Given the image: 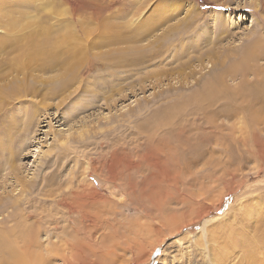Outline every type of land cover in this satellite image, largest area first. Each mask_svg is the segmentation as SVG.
<instances>
[{"label":"rangeland","instance_id":"1","mask_svg":"<svg viewBox=\"0 0 264 264\" xmlns=\"http://www.w3.org/2000/svg\"><path fill=\"white\" fill-rule=\"evenodd\" d=\"M211 48L215 71L195 58ZM256 50L264 0H0V202L88 196L91 238L61 220L66 240L40 237L48 264H140L158 246L157 264H264ZM50 209L68 212L29 211Z\"/></svg>","mask_w":264,"mask_h":264},{"label":"bare ground","instance_id":"2","mask_svg":"<svg viewBox=\"0 0 264 264\" xmlns=\"http://www.w3.org/2000/svg\"><path fill=\"white\" fill-rule=\"evenodd\" d=\"M198 48H199V46H198ZM256 51L251 55L252 59H253V57H259V56L264 57L263 51H259V50L257 52ZM184 54H185V52H183L181 55H184ZM220 57L221 56L218 54V52L216 50H214L213 48H211V49H208L206 52L202 51L195 58H197L198 62L200 61L203 64H204L203 61H205V59H206V61L207 60L208 61L213 60V63L211 65V69H213V71H215L218 68L219 64H220L219 65L220 67H222V65H223ZM222 57H224L223 61H224V59L227 58L224 56V54H222ZM57 65H58L57 63H53L49 67L53 68V67H56ZM247 65H250L249 61H245V62L242 61L241 66L243 68L241 70V73H242L243 77H245V75L251 74L252 69L254 68L253 66H247ZM47 67L48 66L45 65V66H43L42 69H45ZM184 67H186V66L184 65ZM180 69L183 70V66H181ZM257 70L254 68V72H252V73H255V83L253 85L256 86V88H262L261 91H263L264 90V71H263L262 67L261 68L257 67ZM234 73H236V71L234 69H231L230 67H229V69L225 68L223 70V73H222V81H220V83H219L218 80H216L217 83L214 81H212L210 83V85L207 87V93L211 95L209 97V99H211L212 101L213 100L216 101V98H218L219 95L221 93H223V91L226 87L225 79L227 78L228 75H230V74L232 75ZM248 85L251 86L250 82L246 81V79H244L243 84H242V86H243L242 88H245ZM220 86L222 87L223 91L218 90L220 88ZM219 91H221V92H219ZM224 93H225V91H224ZM197 105H198V102H197ZM199 105H201V104H199ZM208 106H211V105H208ZM255 117L257 119L259 118L256 115H255ZM256 118L253 119L254 122H255V120H257ZM197 161H198V156L194 155V158L192 159L191 162L196 163ZM20 185L23 187L22 193H26L27 191H26L25 185L24 184L22 185V183ZM35 187H37L36 184L32 185L29 190L31 191ZM87 199H88V196L86 194H82V193L74 194V192H71V193L63 194L57 200H52V201L50 200V202H48V204H47L46 200L39 198V196H33V195H28V194H26L24 196V198L13 199V198L9 197V198H7L6 201L0 202V215L5 216V214H7V216H5V217L0 216V253L5 258L9 259V260H7V263L8 264H48L51 261L50 258L47 259V257L46 258L43 257V255L40 253V249H41V251H45V248L43 247V244L40 240V237L43 240H45V239L51 240V238H54V237L59 239V240H66L67 237L70 236L69 231L66 230L64 232L62 231L61 233H57L55 231V229L52 228L53 225L59 224L61 220H62V222H63V220H68L69 222L70 221L75 222V224L78 223L76 226V228H78V230H76L74 228L75 234H72L71 236L78 239L77 241H79L80 243H82L81 242V240H82L81 235H83V238L90 239L92 236V233L88 230L87 226L85 227V225H87L85 222L87 220H89L90 216L88 215L87 210L84 211L82 209L83 205L86 204L85 202L87 201ZM97 201L98 200H96V198H93V200H92V202H94V203H96ZM36 205H39V207L41 205H43V206L44 205H50L51 208H53L57 205H63L67 209L68 212L63 213L62 217H58V216H55L54 214H52L51 209L49 210L50 212H48V214H46V215H42L43 213L41 214L40 212H38L39 210L37 212H33V210H32V212H31V210L29 211L30 208H34V207H36ZM91 205H92V203H91ZM74 213H78L79 218L78 217L73 218L72 214H74ZM90 220H93V219H90ZM87 222L89 223V221H87ZM96 222H97V220H96ZM99 222H101V221H99ZM81 223H85V225L82 228H79ZM46 224H49V226L47 227ZM80 236H81V238H79ZM263 240H264V236H263ZM19 242L24 243V247H23L24 250H19V249L17 250L14 246H12L13 244H16ZM7 244H8V246H7ZM74 244L71 245L72 247H70V248L73 251H75V248L77 250H79L80 245H77V244L74 245ZM105 251H106V249H105ZM48 260H49V262H48ZM27 261H30V262H27ZM0 264H6V263H5V261L2 262L0 260Z\"/></svg>","mask_w":264,"mask_h":264},{"label":"water","instance_id":"3","mask_svg":"<svg viewBox=\"0 0 264 264\" xmlns=\"http://www.w3.org/2000/svg\"><path fill=\"white\" fill-rule=\"evenodd\" d=\"M162 254H163V247L158 246L155 249V251L152 253L150 260L146 263H140V264H157L158 262L157 259L159 257H162L163 256Z\"/></svg>","mask_w":264,"mask_h":264}]
</instances>
